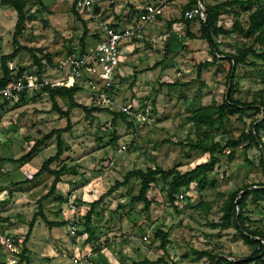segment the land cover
Listing matches in <instances>:
<instances>
[{"label":"rangeland","instance_id":"1","mask_svg":"<svg viewBox=\"0 0 264 264\" xmlns=\"http://www.w3.org/2000/svg\"><path fill=\"white\" fill-rule=\"evenodd\" d=\"M187 1L93 0L89 8L77 3L75 13L72 10L73 0H25V28L17 40L21 46L31 50H20L8 61V68L12 74L19 69L29 71L35 65L33 54L42 59L45 65L48 62L45 56L48 55L52 70L46 69L45 72L53 77H61L67 71L64 63L67 57L81 56L99 41L100 22L110 21L108 23L111 24L115 17H118L119 21L126 25L127 21L122 20L123 17L130 19L137 17L144 5L160 3L164 6L162 17L159 16L156 20L163 19L166 25L158 26L152 22L146 26L145 32L146 29L147 31L153 29L151 34L146 32L147 38L165 31H168L169 35L155 44L160 45L155 49L151 47L148 39H145L140 50L139 48L133 50L131 55L138 53L139 60L133 64L134 61L130 59V64L123 70V74L117 73L114 87L116 91L113 95L116 106L110 109L98 102L95 95L98 82L87 79V76L76 80L81 87L75 95L76 101L88 107L97 106L102 111L86 114L79 108L71 110L72 127L62 135L65 151L59 160L50 164L54 170L62 169L60 180L54 192L46 196L40 206L41 211L45 207L50 215L56 216L58 212L61 213L66 195L75 190L78 209L82 215L77 232L84 237L81 248L91 243L86 241L83 215L91 202L113 186L116 180H122L127 171L159 166L164 169L177 167L179 171L185 172L197 163L209 159L207 153L172 143L176 141L191 143L197 139L195 124L189 117L198 107L222 103L230 68L227 58H219L214 65L202 68L198 74L197 65L212 58V46L210 41L202 36L200 20L193 19L189 24L188 30L195 35L192 39L185 35V25L176 32L173 27L168 26L169 21L180 22L182 8ZM224 1L227 0H201L203 7ZM257 1L264 3V0ZM255 5L257 2L253 8ZM248 12L240 6L227 7L220 10L218 24L230 29L238 13V19L245 25ZM16 19L17 14L13 7H0V58L11 53L16 47L12 37ZM153 24L155 26H151ZM83 32L84 50L80 45ZM176 34H178L176 37H184V40H187L184 45L181 40L174 39ZM212 38L222 57L229 53H237L240 48L246 46L264 50L262 43L256 41L254 36L246 38L233 31L228 35L218 34ZM168 41L170 44L166 47ZM164 48L167 49L165 56ZM152 49L153 51H149ZM250 61H254V64H250ZM151 63H156L155 67L159 71H144L142 78L154 79L162 72L161 74L166 73V80L185 83L195 79V82L178 87H159V82L155 84L146 82L141 85L142 89L132 90L136 86L130 85L135 68L139 66L149 68ZM2 74L0 60V78ZM233 86V98L247 103L264 102V61L249 56L247 63L236 68ZM159 93L161 105L157 107L156 98ZM58 103L63 109L67 106L66 99H58ZM145 103L152 107L156 119L153 124L133 123L129 126L121 119L115 124L111 122L113 112L117 111L119 104L138 107ZM253 122L260 123L259 136L264 141V114L255 109L227 115L222 119V124L217 122L214 125L219 128L211 127L209 130L214 134V141L224 144L228 139H236L242 132H246ZM65 124L66 118L51 108L50 97L44 89L28 91L23 98L19 96L17 100L0 97V159L3 169L0 175V189H8L10 195L4 211L7 216L4 217L13 220L8 226L17 223L14 226L20 227V233L28 227L29 220L39 210V199L50 190L54 178L53 175L44 172L28 179L24 170L33 176L41 164L55 153V137L47 140L43 148L30 159L22 162L15 159L29 151L34 141L42 135ZM112 137L115 139L112 140ZM246 143L242 142L229 147L223 153H217L219 162L206 174V187L200 190L196 182H191L187 188L180 186L175 193L174 203L170 202L168 195L170 177L165 180L159 177L151 184L148 197L152 204L147 211L144 210L142 202L130 201L140 187V179L137 177L131 178L128 184L120 186L106 196L96 207L93 217L94 222L98 223L97 238L108 235L107 240L102 241L105 242L102 254L104 256L100 260H95L92 256L88 264H131L135 260L143 258L156 260L159 257H163L167 263L174 264H209L206 256H197L194 250L209 251L216 254L217 258L248 256L254 247L247 244L233 226L224 229L210 226L211 223L220 220L222 209L230 194L239 191V196L250 187L264 183L262 152L254 144L244 148ZM122 145H125L126 149L119 153L117 150ZM110 161H113L112 165ZM245 186L247 187L241 191L240 189ZM199 201L208 203L210 208L203 210L197 206ZM243 215L246 217L244 221L248 227L264 232V195H261L257 202L249 195ZM58 218L62 219L61 216ZM4 220L6 219L3 218ZM104 224L109 228L107 232H104L106 231ZM68 226L69 221L65 225L55 226L50 232V228L43 223L36 225L35 244L40 245L45 235L54 232L61 237L67 236ZM156 229L168 233L165 253L159 248L160 239L155 236ZM145 234L149 236L144 240L142 237ZM20 235L25 237L24 234ZM107 245L111 246L107 248ZM112 245L115 253L111 250ZM95 246L98 247L97 250L102 247L96 244ZM94 250L96 249L91 247V251L95 252ZM0 258L5 259V256L0 253ZM53 264H64V261ZM219 264L226 263L221 261Z\"/></svg>","mask_w":264,"mask_h":264},{"label":"trees","instance_id":"2","mask_svg":"<svg viewBox=\"0 0 264 264\" xmlns=\"http://www.w3.org/2000/svg\"><path fill=\"white\" fill-rule=\"evenodd\" d=\"M197 0H188L187 3L182 8L181 17L179 18L186 25V33L185 35L188 39H192L195 37L193 33H191L188 28L189 24L193 19H199L201 22V32L203 38H207L210 41L212 46V58L211 60H206L204 62H200L197 65L198 74L200 73L202 68H206L212 64H215L219 58H227L230 64V68L227 74V83H226V92L224 93V98L221 104L219 105H210L207 107H198L194 110V113L191 117H189L192 122H194L198 137L194 142L184 143L182 141L172 142L171 140H166V142H172L176 145L186 146L193 150L201 151L202 153L209 154V159L200 163H197L193 168L188 171L181 172L177 169V167H171L169 169H164L159 166L155 167H146L145 169L136 168L126 172L123 176L122 180H116L114 185L111 186L107 191L102 193L97 199L93 200L83 216V226L84 232L87 234L86 241L92 242L95 239L94 232L91 227V218L95 213L96 207L104 200V198L114 191H116L120 186L128 184L131 178L137 177L140 179V187L138 193L133 195L130 198L132 203H143V208L147 211L152 204L151 199L148 197V191L150 190L151 184L155 183L156 180L161 177L164 180L170 177L169 182V199L170 202H175V193L177 192L180 186L187 188L191 182H196L198 188L200 190L204 189L207 184L206 174L214 168V166L219 162V156L217 153H223L226 149L231 146H237L242 142H247L244 145V148H248L250 145L254 144L261 150V162L262 169L264 171V141L261 140L259 136V127L260 123L255 124L251 123L250 128L246 132H242L236 139H228L224 144H221L218 141H214V134L209 130L211 127L219 128L218 126H214L217 122L222 124V119L227 115H234L238 112H244L247 109H255L257 111H262L264 114V102H258L257 104L251 102H241L238 99L233 98V90H234V77L235 70L241 64H245L248 61V57L252 56L254 58H258L264 61V50H257L252 46H246L240 48L237 53H229L222 57L219 49H217L215 43L213 42L212 36H217L218 34L228 35L230 32H237L240 35L248 38L254 36V39L258 42H261L264 46V3L258 2L257 0H227L221 3L216 4H207L204 7V16L205 19H201L200 17H193L191 19H185L183 17V13L186 9L190 8L192 5L196 3ZM78 0H73L72 2V10L76 12V4ZM257 2V5L253 8L254 4ZM0 6H10L16 11L17 19L15 22V29L13 32V42L16 45L15 49L8 54L2 55L1 60V68H2V77L0 78V87L6 85L12 78L13 74L11 73V69L8 68V61L12 60L15 55L22 49L31 50L28 47L21 46L18 43L17 37L23 33L25 28L26 21V12L24 10L25 0H0ZM240 6L243 10L249 11L247 15V19L245 21V25L238 19V13H236V18L230 29L224 28L218 24V17L220 14V10H224L227 7ZM159 17V16H158ZM176 20L169 21L168 26H171L173 22ZM112 27L116 28V25H112ZM85 32L80 37V45L81 49H85L84 43ZM176 38V36H174ZM183 43L187 40L180 39ZM184 45V44H182ZM167 47V46H166ZM167 51V50H166ZM166 53L164 54V56ZM33 63L38 67L39 71L44 70L45 63L42 59L38 58L34 54ZM48 59V64H51L50 57L48 55L45 56ZM156 64V63H155ZM155 64L153 66H155ZM250 64H254V61H250ZM23 71V69H19V72ZM136 75V72L133 73V76ZM195 82V79H191L188 82L183 83L184 85H189ZM133 84V83H132ZM165 83H160L159 86H162ZM178 83L176 81L172 83H167L168 86L175 87ZM44 91L48 94L51 100V108L66 118V124L63 127L51 129L49 132L42 135L39 139L35 140L32 144L29 151L21 155L16 161L22 162L26 159H30L33 155L36 154L38 150H41L44 146V143L55 137L56 143V151L53 155L49 156L39 167L36 173L33 175L36 176L47 172L54 176L50 190L39 199V210L34 213L33 217L29 221V229L25 234L24 242L27 240L31 233V228L36 217L39 215L45 222V224L49 227L52 226H62L63 222H50L43 215L41 211L40 202L46 197L54 192L55 186L57 182L60 180V174L62 169L54 170L50 167V164L56 160H59L62 154L65 151V141L62 136L63 133L68 132L72 127V122L70 119V112L74 108L81 109L84 113L90 114L95 111H102L101 108L94 106L88 107L82 103H79L75 100V94L81 90V87L75 82L71 86H58V87H49L46 86L43 88ZM26 94V91L21 92L20 98H23ZM58 99H66L67 106L66 108H62ZM105 110H108L105 108ZM118 119L125 121L129 126H132L133 123L128 121V117L125 113L120 111H114L111 122L113 124L116 123ZM203 126L205 128L203 129ZM220 126V125H219ZM115 138L112 137V140ZM1 160V159H0ZM11 160V159H10ZM247 186L241 188L240 190H244ZM238 192H233L228 197L225 206L222 211L223 214L220 217V220L214 223H211L210 226L212 228H229L233 226L240 234L242 239L247 243L252 245L253 251L246 257H237L228 259L227 257H219L217 258L216 254H211L209 251H196L193 252L197 256H206L209 259V264H219L221 261H224L226 264H249L251 262H257L258 264H264V232L251 229L248 225L245 224V219L243 215V209L246 205V199L249 195H252L255 202L264 195V183H258L256 187H250V189L243 191L239 196L238 205L235 203L236 198L238 197ZM197 206L202 208L203 210H208L210 205L208 203H204L199 201ZM238 213V214H237ZM81 234V233H80ZM155 236L160 239L159 248L165 253L167 251L168 244V233L167 231H163L162 229H156ZM25 248L21 253V260H25ZM165 262L166 264H174L167 263L164 261L163 257H159L156 260H150L148 258H143L140 260L132 261L131 264H151V263ZM27 264V263H26Z\"/></svg>","mask_w":264,"mask_h":264},{"label":"built area","instance_id":"3","mask_svg":"<svg viewBox=\"0 0 264 264\" xmlns=\"http://www.w3.org/2000/svg\"><path fill=\"white\" fill-rule=\"evenodd\" d=\"M78 4L89 8L93 0H78ZM164 6L160 3H149L144 5L137 16L134 24L124 28H114L108 23L100 22L99 26L102 35L99 41L89 50H86L81 56H69L64 61L67 71L61 77H53L46 74V69H51L46 63L43 71H39L34 65L31 70L13 73V78L4 86L0 87V97L5 99L17 100L23 91H33L43 89L46 86H71L81 78L87 76V79L98 82L99 86L95 93L98 102L102 106L112 109L116 106L113 95L118 69L120 66V47L121 42L136 40L144 41L146 37L145 28L149 23L156 21L157 17L163 12ZM204 7L201 0H197L194 5L186 9L183 13L185 19L200 17L204 19ZM168 32L148 37L152 44H157L167 38ZM59 67H63L59 65ZM57 69L56 66L54 68ZM52 70V69H51ZM54 73V72H53ZM52 73V74H53ZM117 111L123 112L134 124L151 125L155 122V116L150 104L145 103L142 106H132L129 104H119ZM126 146L118 148V152L125 151ZM113 161H110V165ZM3 169L0 167V175ZM28 179L33 176L28 171H24ZM182 197V194L179 195ZM8 198V190L0 189V253L5 255L6 259L0 264H18L19 255L22 252V240L20 237L9 232L2 219V203ZM62 214H67L69 218L68 232L73 237L74 244L72 253L66 264H88L91 257V250L81 248L84 237L77 234L81 222L80 210L78 209L75 190H71L65 197ZM84 216V215H83ZM84 221V219H83ZM148 234L143 235V239L148 238Z\"/></svg>","mask_w":264,"mask_h":264},{"label":"crops","instance_id":"4","mask_svg":"<svg viewBox=\"0 0 264 264\" xmlns=\"http://www.w3.org/2000/svg\"><path fill=\"white\" fill-rule=\"evenodd\" d=\"M0 7H4V6H0ZM162 15H160V17H162ZM124 19H126V21H127L126 25H124L122 21H119L118 17H115V21H112L111 24L108 23L110 21H105L104 23H108L111 26L112 25H116V28L120 29V28H124V27H127V26H130V25L134 24L136 19H137V17H134V18H131V19L129 17H123L122 20H124ZM109 20H111V19H109ZM156 21H154L153 23L158 24V26H165L166 25V23L163 22V19L162 20H158L157 22ZM168 24H169V22H168ZM184 25L185 24L182 21H180V22H176L175 21V22H173L171 24L170 27L171 28L173 27L174 32H176L178 29L181 30ZM151 26H155V25L153 24ZM152 30L153 29H150V31H147V29H146L147 34H151ZM165 32H168V31H165ZM99 34H100V36H99V38H100L101 35H102L101 29L99 31ZM168 35H169V32H168ZM177 35L178 34H176L175 36H177ZM174 39H176V40L177 39H179V40L183 39L184 40V37H179L178 36V37H176ZM143 43L144 42H140V41H136V40L135 41L129 40V41H124V44L121 45V47H120V52H121V55H120V66H119V69H118V72L120 74H123V70L125 68H127L128 65L130 64L129 63L130 59H132L134 61L133 64H135L136 60H139L138 53H135L134 55H131V53L133 52V50H135L137 48H139L138 50H140L141 49V44H142V47H143ZM149 43H150V41H149ZM150 44H152V43H150ZM169 44L170 43L168 41V42H166L165 46L168 47ZM182 44H184V41H183ZM158 46H160V45H155V44L151 45V47H153V49L157 48ZM153 49L149 50V51H153ZM166 50L167 49L164 48V54L166 53ZM154 64L155 63H153V64L151 63V66L149 68H146V66H144V67L139 66V67L135 68V70L133 72H136V75L132 77V79H131L132 81H131L130 85L131 86L136 85V86H134L132 90L135 91L136 88L137 89H142L141 85L145 84L146 82H147L146 84H148V83L151 84L153 82H154L153 84H155V82L165 83V84L162 85V87H165V86L166 87H173V86H168L167 83H169V82L172 83V82L176 81L178 84L175 87H178L179 85L184 86V84H183L184 81L166 80L165 77H167V75H165L166 73L161 74L162 72L158 73V77H159V74H161L160 78H158V77L154 78V79H149V78L144 79V78H142L141 75L143 74L144 71H155V70L159 71V69L155 67L156 64H155V66H153ZM212 65H214V64H212ZM212 65H210V66H212ZM159 87H161V86H159ZM143 88H145V87H143ZM160 96L161 95L159 93L157 98H156V106L157 107H159L161 105L160 102H159ZM71 122H72V120H71ZM0 167L2 168V161L1 160H0ZM24 171H27V170H24ZM16 188H18V186H16ZM9 198H10V195H9V190H8V198L3 202L4 204L2 203V219L3 218L6 219V220H4L5 224L7 225L5 227L9 230V232H11V233L15 234L16 236L20 237V239L22 240V251L25 248V254H24L25 255V260H21V254H20L18 256L19 257L18 264H20L22 262L24 264H26V263L27 264H53L55 262H60L61 263L62 261H64V264H66L68 262V260H69V256L72 253V248H73V244H74L73 237H71L69 235V232L67 233L68 234L67 236H63V237L56 235L55 232H54V234L45 235V239H43L42 243L37 246V243L35 244V241H34L35 240V233L34 232H35L36 225H39L40 223H43L44 226L50 228V232L53 231L54 227H55V226H52V227L47 226L45 224V222L43 221V219L41 218V216L38 215L37 218L35 219L34 223H33V226L31 228V233H30L29 237L24 242L25 237L21 236L20 234H24L25 235L27 233L28 229H29V225H28V227L25 226L26 227L25 230H23V232L20 233L19 232L20 227L19 228L18 227L15 228V226H14V225H17V223L10 224L8 226V223L10 221L13 222V220L12 219H7V217H4V216H7L6 213H4V211L7 208L8 204L6 205V202L7 201L9 202ZM13 199L14 198L12 197L11 200H13ZM41 202H40V204H41ZM14 204L15 203H12V205H14ZM22 204H25V203L22 202ZM41 209H42V206H41ZM42 213L47 218V220L50 221V222H54V221L63 222V221H65V223L63 224V225H65L69 221V218H68L67 214H62V213L58 212L56 216L50 215L45 207L43 208ZM59 216H61L62 219H59L58 218ZM93 217H94V214H93V216L91 218V227H92V230L94 232L95 239L93 240V242H91L89 244H86V246L84 245V247L86 249H88V250H91V247H92V249H96V250H94L95 252L91 251V253H92L91 257L94 256L95 260H100V259H103L104 255H102V254L104 253V250H105V242H102V241L103 240H107L106 236H108V235H103L100 238H97V232H98L97 231L98 230V227H97L98 225L97 224L98 223L94 222L95 220H93ZM105 226H106V228H104V230H106V231H104V232H107L109 230V228H108L107 225H105ZM99 229H101V228H99ZM95 244L98 245V246L101 245L102 247L99 248V250H97L98 247L95 246ZM106 244H108V243H106ZM109 246H111V245H107V248H109ZM112 247H111V250L114 249V245H112ZM117 248H119V247H117ZM113 252H114V250H113ZM5 259H6V257H5ZM5 259H1L0 258V263L4 262Z\"/></svg>","mask_w":264,"mask_h":264},{"label":"water","instance_id":"5","mask_svg":"<svg viewBox=\"0 0 264 264\" xmlns=\"http://www.w3.org/2000/svg\"><path fill=\"white\" fill-rule=\"evenodd\" d=\"M204 19H205V17H204ZM240 196V195H239ZM239 196L236 198V200H235V203L238 205V203H239ZM238 214V213H237Z\"/></svg>","mask_w":264,"mask_h":264}]
</instances>
